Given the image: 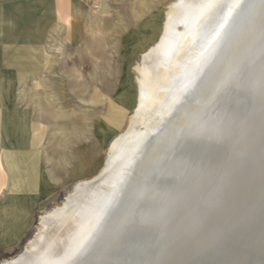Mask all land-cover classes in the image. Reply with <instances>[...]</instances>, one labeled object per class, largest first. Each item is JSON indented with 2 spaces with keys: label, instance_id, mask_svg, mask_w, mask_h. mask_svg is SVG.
Wrapping results in <instances>:
<instances>
[{
  "label": "rangeland",
  "instance_id": "1",
  "mask_svg": "<svg viewBox=\"0 0 264 264\" xmlns=\"http://www.w3.org/2000/svg\"><path fill=\"white\" fill-rule=\"evenodd\" d=\"M175 1L0 0V86L6 89L3 112L12 123L6 132L13 139L2 144L25 156L27 164L32 161L29 155H38L34 172L46 177L51 188L14 227L9 222L15 217L11 186L2 171L0 262L23 251L36 233L40 215L60 205L74 183L95 176L103 167L110 142L128 126L134 111V67L141 53L158 40L167 7ZM235 1L222 0L219 10L216 7L206 16L193 49L208 44ZM74 3L80 21L69 17ZM194 71L181 72L174 84L184 87ZM51 116L56 118L51 120ZM97 124L108 127L105 135L102 127L95 134ZM81 149L92 156L85 172L75 178L70 172L75 165L72 152ZM103 210L101 204L94 223Z\"/></svg>",
  "mask_w": 264,
  "mask_h": 264
},
{
  "label": "water",
  "instance_id": "2",
  "mask_svg": "<svg viewBox=\"0 0 264 264\" xmlns=\"http://www.w3.org/2000/svg\"><path fill=\"white\" fill-rule=\"evenodd\" d=\"M239 14L220 73L208 69L186 99L193 118L169 120L147 150L165 145L142 186L152 195L127 200V184L105 243L79 264H264V0H244ZM147 207L159 213L146 224L136 218Z\"/></svg>",
  "mask_w": 264,
  "mask_h": 264
},
{
  "label": "bare ground",
  "instance_id": "3",
  "mask_svg": "<svg viewBox=\"0 0 264 264\" xmlns=\"http://www.w3.org/2000/svg\"><path fill=\"white\" fill-rule=\"evenodd\" d=\"M221 1L176 0L167 7L161 35L141 53L140 62L134 67L137 73L134 111L128 126L110 142L103 167L95 176L75 183L60 205L40 215L36 233L23 251L0 264H79L85 257L91 258L94 249L105 243L106 227L127 184L132 182L127 200L134 194L132 197L137 196L143 202L146 196L152 195L151 190H146L148 187L143 190L142 186L149 181V177H155V172H159L161 166L154 161L159 158L160 146L165 145L160 142L149 153L148 148L169 120L173 121L177 116L178 124L184 125L193 118L189 108L193 106L192 101L186 99L192 96L208 69L213 75L220 73L222 65L218 58L222 50L235 30L243 28L244 16L235 17L244 0H236L230 9L225 10L224 19L219 21L215 35L208 38V44H199L198 49L191 47L196 36L201 34L199 26ZM179 27L182 31L178 30ZM189 60L186 68H182ZM192 70L195 71L191 81L179 89L174 84L179 74ZM181 107L185 108L183 113H180ZM142 172L148 174L142 177L139 175ZM120 174L124 178H120ZM167 196L170 195L163 194L162 198ZM101 204H104V210L94 223ZM238 210L239 207L225 219L221 216L222 223L231 224ZM146 211V215L136 218L143 219L146 224L152 213H159L151 207H147Z\"/></svg>",
  "mask_w": 264,
  "mask_h": 264
},
{
  "label": "crops",
  "instance_id": "4",
  "mask_svg": "<svg viewBox=\"0 0 264 264\" xmlns=\"http://www.w3.org/2000/svg\"><path fill=\"white\" fill-rule=\"evenodd\" d=\"M78 8L79 7H77L76 3H74L72 13L69 16L72 18V20H75V21L81 20L80 14H78ZM5 93H6V89L0 86V115L2 117L0 119L1 120L0 126L3 127L0 130V144L2 143L4 144L6 142L7 143L13 142V139L11 138V136L7 134L6 132L7 126H12V123L10 121L11 119L6 117V114L3 112V109L5 108L6 104L4 103L2 96ZM121 104L124 105L123 103ZM55 118L56 117L51 116L50 119L52 120ZM7 121H10L9 124L7 123ZM21 121L25 122L26 120L22 118ZM33 126H36V124H34ZM100 127H102L103 131H105L104 135L108 131V127L106 125L97 124L96 129H95V134L97 136H98ZM3 144L1 145L0 154L3 160L5 161H3V163H1L2 161L0 162V186L2 187L5 184L2 181V176H3L2 171H4L6 172L7 177H8L7 179H5V181L7 180L6 182H8L9 186H11L10 187V190H11L10 191L11 192L10 203H11V210L13 211V214L15 216L12 220L10 219L9 222L11 224L13 223L15 227V225H17L16 224L17 222H20L24 220L25 218H27L29 210L32 207H34V205H36L37 203L39 204L41 200H43L44 198L48 196V193L50 192L51 188L48 189L47 187L50 185V183L48 184L49 181L47 180L46 177L36 176L34 172L35 165H36L35 163L37 161V158H39L38 155H35V156L29 155L28 157L30 158L28 157L27 158L28 160L30 159L32 161L29 160L30 162H28L27 164L25 156L21 155L20 153L10 152L8 149L5 148V146L3 147ZM72 153H73L72 157L75 159V165L72 171L70 172L76 178V177H80L85 172L84 169L87 166V164L90 162L89 158L92 155L88 156L85 150H82V149L73 151ZM82 180L83 179L79 181H82Z\"/></svg>",
  "mask_w": 264,
  "mask_h": 264
}]
</instances>
